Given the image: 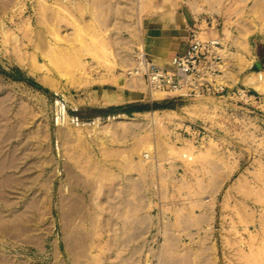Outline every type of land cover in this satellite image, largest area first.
Returning a JSON list of instances; mask_svg holds the SVG:
<instances>
[{
  "label": "rangeland",
  "instance_id": "374dc122",
  "mask_svg": "<svg viewBox=\"0 0 264 264\" xmlns=\"http://www.w3.org/2000/svg\"><path fill=\"white\" fill-rule=\"evenodd\" d=\"M160 1L0 0V264H112L115 198L130 191L137 208L151 187L135 176L163 203L159 258L129 264H264V77L249 85L264 72V0H197L224 46L226 84L254 97L223 102L128 85ZM86 85L108 86L113 101L88 105ZM125 88L186 108L108 117L141 105Z\"/></svg>",
  "mask_w": 264,
  "mask_h": 264
},
{
  "label": "crops",
  "instance_id": "0c3cea01",
  "mask_svg": "<svg viewBox=\"0 0 264 264\" xmlns=\"http://www.w3.org/2000/svg\"><path fill=\"white\" fill-rule=\"evenodd\" d=\"M154 8V12L145 22L143 32L144 45L138 47L143 49L141 50L142 53L146 51L149 59L157 66L167 67L173 57L183 54L189 47L192 31H197L200 36L206 34L209 39L216 38V36L220 37L219 34L216 35L215 32L208 30V26H205L207 21L203 20L204 13L197 0H162ZM222 40L225 45L233 46L238 41L236 39L229 40L227 35ZM235 49L237 48L235 47ZM234 68L238 78V85L243 80L245 71L242 67L236 65ZM225 78L226 75L224 76L226 82ZM228 81L234 82L232 79ZM80 89L86 90L83 93L85 96L84 102H89L87 103L88 105L91 103L110 102L113 101L115 96L114 90H111L108 86L86 85ZM125 91L124 96L128 99V102L141 103V105H135L138 107L147 106L152 108L154 104H173L176 110L170 111L172 113L183 111L186 108L185 100L165 99L155 103L145 102L144 99H134L132 97V92H137L136 90L125 88ZM138 92L137 94L148 93L146 89H140ZM101 108L102 110H109L104 105ZM112 112L109 111L106 115L108 117H116ZM99 117L101 116H97L94 119ZM73 118H78L79 121L91 119L90 117H82L80 113L75 114ZM136 168L143 175L144 172L140 165L137 164ZM133 178L138 185L147 184L151 185V187L148 191H144L137 196V200L143 202L137 208H134L130 202L133 198V194L130 191H123L120 197H114L115 200H119L116 206L120 205V208H116L113 211L106 241L112 264H129L131 255L138 256L141 262H146L148 256L152 257L153 260H155L156 256L159 258V250H157L159 249V244L157 241L160 237L159 215L162 210L163 196L153 186V181L147 179V176H135ZM167 197L170 198V195ZM131 204L132 206H130Z\"/></svg>",
  "mask_w": 264,
  "mask_h": 264
},
{
  "label": "built area",
  "instance_id": "2783aa9c",
  "mask_svg": "<svg viewBox=\"0 0 264 264\" xmlns=\"http://www.w3.org/2000/svg\"><path fill=\"white\" fill-rule=\"evenodd\" d=\"M225 50L218 38L202 39L197 31L191 32L188 49L172 58L170 65H155L145 53L137 54L130 77H142L150 95L159 91L178 98H213L215 100L243 98L248 92L231 89L225 82L227 65ZM75 120H78L76 118ZM204 128L202 127V130Z\"/></svg>",
  "mask_w": 264,
  "mask_h": 264
},
{
  "label": "bare ground",
  "instance_id": "6f19581e",
  "mask_svg": "<svg viewBox=\"0 0 264 264\" xmlns=\"http://www.w3.org/2000/svg\"><path fill=\"white\" fill-rule=\"evenodd\" d=\"M138 54H140V53H138ZM144 54V53H143ZM137 55V54H136ZM136 57V56H135ZM134 65H135V62H134V64L127 70V73H126V76H127V82H128V85L130 86V87H133V85L135 84V82H139L140 83V85L141 86H143V84L145 85V88L147 89V85H146V83H145V81H144V79L142 78V77H137V76H133V77H130L129 75H128V72H130L132 69H133V67H134ZM257 79H254V80H251L250 81V83L251 84H249V85H253V87L255 86V85H258V84H260V82H261V79L264 77V72L262 73V72H260V73H258L257 74ZM77 80V82L79 81L78 79H76ZM75 80V81H76ZM52 80H50V83H52L51 82ZM75 81H72L71 80V82H70V84H72V82H73V84L72 85H74V84H77V82H75ZM80 82V81H79ZM259 82V83H258ZM49 83V82H48ZM47 83V85H49ZM54 84H55V82H53ZM116 83V82H115ZM53 84V87H51L52 89L54 88V89H56V86ZM51 85V84H50ZM128 86V87H129ZM258 86H260V85H258ZM258 86L256 87V88H258ZM256 88H255V90H256ZM259 89H262V88H259ZM147 91H148V89H147ZM257 91H258V89H257ZM260 91V90H259ZM149 93V92H148ZM163 92H159V91H156V92H154L152 95H150V96H154V98H160L163 94H162ZM152 99V98H151ZM253 99V98H252ZM156 115V114H155ZM154 116V115H153ZM151 150V149H150ZM183 155V154H182ZM145 158H149V156H147V155H145L144 156ZM183 158L184 159H186V158H188L189 160H193V158L192 157H188V155L187 154H185L184 153V155H183ZM188 159H186V160H188Z\"/></svg>",
  "mask_w": 264,
  "mask_h": 264
},
{
  "label": "trees",
  "instance_id": "16d2710c",
  "mask_svg": "<svg viewBox=\"0 0 264 264\" xmlns=\"http://www.w3.org/2000/svg\"><path fill=\"white\" fill-rule=\"evenodd\" d=\"M15 80H19V81H25L28 83H31L30 79L27 78H20V79H15ZM32 84V83H31ZM47 92V91H46ZM175 111L176 107L173 104H154L153 107H147V106H143V107H138V106H133L130 107L127 110L124 109H117L114 110L112 113L114 116L119 115V114H127V115H132L134 113H145V112H155V111Z\"/></svg>",
  "mask_w": 264,
  "mask_h": 264
}]
</instances>
